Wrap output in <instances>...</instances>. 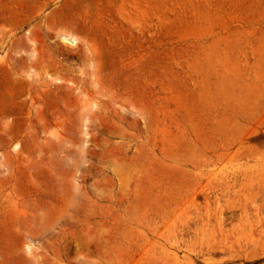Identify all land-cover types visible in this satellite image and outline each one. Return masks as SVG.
<instances>
[{
  "label": "rangeland",
  "instance_id": "rangeland-1",
  "mask_svg": "<svg viewBox=\"0 0 264 264\" xmlns=\"http://www.w3.org/2000/svg\"><path fill=\"white\" fill-rule=\"evenodd\" d=\"M0 264H264V0H0Z\"/></svg>",
  "mask_w": 264,
  "mask_h": 264
},
{
  "label": "bare ground",
  "instance_id": "bare-ground-1",
  "mask_svg": "<svg viewBox=\"0 0 264 264\" xmlns=\"http://www.w3.org/2000/svg\"><path fill=\"white\" fill-rule=\"evenodd\" d=\"M64 40L65 41L66 40L69 41L72 45H75L77 43V38L75 36H73V35H70V34H66L64 36ZM32 60H33V58H31V62H32ZM22 64L23 65L20 66V68L22 70L24 69L23 71L27 72V76H26L27 78H25V79L21 78L20 79L21 82L25 86V89L23 91L24 93L22 94L23 96H25V98L23 99V105L25 106L23 114H25L27 116V118L31 119L33 116H36L38 118H42V120H43L44 117H45V108L44 107H45V104H46V101H47L46 97H50L51 95L56 93L58 88H61V87L62 88H66L67 91H68L67 92L68 95L71 94V93L76 92L74 90V88H73L74 85L73 86H69V85L65 84V82L68 83L67 79L65 81L64 79H62L60 77L54 78V77L50 76L49 74H47L48 75L47 77H42V76H39V75H37L35 73V70L32 68V65L34 64L33 62L32 63H26L23 60ZM13 69L15 71V74L19 70L17 68V66H14ZM69 82H70V80H69ZM59 83L60 84L63 83L65 85L59 86L58 85ZM85 91H86V89H85ZM87 93L90 96V102H94L92 100H97V99L100 98V96H103L105 98V100H106L105 104L110 106V107H112L113 111L115 113H117L118 115H120V116L125 115V114H123L121 112V109L122 110H127L128 109L127 108L128 107V103L126 102V100H122V97H120V95H118L114 91H111V90L95 91L94 90V92H88L87 91ZM76 97L78 99L79 95L78 96L76 95ZM73 99H74V97H73ZM77 99H75V101L78 104H80L81 103L80 100H77ZM84 103L86 105L89 102H88V100H85ZM115 113H114V115H115ZM135 113L141 114L142 113V109H139ZM96 114L97 113H94V115H96ZM3 131L5 133H7V134H11V129H10L8 124H4ZM8 146L9 145H6V147L3 149V152H2V167H4L6 170H8L10 172L13 169V164L11 163L12 159L17 161L18 160V155L17 154L16 155L12 154V152L8 150V148H7Z\"/></svg>",
  "mask_w": 264,
  "mask_h": 264
}]
</instances>
